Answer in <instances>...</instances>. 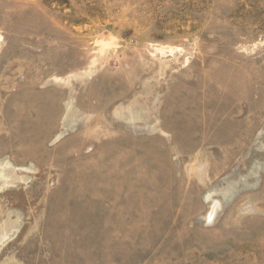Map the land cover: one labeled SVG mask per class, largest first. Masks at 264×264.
<instances>
[{
  "label": "rangeland",
  "instance_id": "obj_1",
  "mask_svg": "<svg viewBox=\"0 0 264 264\" xmlns=\"http://www.w3.org/2000/svg\"><path fill=\"white\" fill-rule=\"evenodd\" d=\"M0 264H264V0H0Z\"/></svg>",
  "mask_w": 264,
  "mask_h": 264
}]
</instances>
